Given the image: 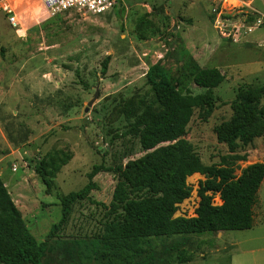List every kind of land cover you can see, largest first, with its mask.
Returning <instances> with one entry per match:
<instances>
[{"label":"rangeland","instance_id":"374dc122","mask_svg":"<svg viewBox=\"0 0 264 264\" xmlns=\"http://www.w3.org/2000/svg\"><path fill=\"white\" fill-rule=\"evenodd\" d=\"M243 2L246 10L229 0L227 17L253 13L263 24L230 39L216 29L210 0H120V8L102 16L51 18L40 0H29L19 10L21 30L0 15V177L32 235L47 241L62 219L61 198L86 187L95 166L112 170L95 178L98 189L74 206L69 223L49 241L45 264L107 262L95 254L118 183L113 169L145 155L136 139L124 135L154 100L152 67L159 66L183 94L205 92L193 86L199 69L221 70L225 81L214 91L213 115L204 122L195 111L185 139L205 166H221L232 155L219 143L218 129L232 119L241 91L264 87V0ZM236 154L248 156L227 163L240 177L247 167L264 164V137ZM48 155L67 161L51 191L37 175ZM206 180L188 178L192 196L176 218L195 216ZM212 203L221 206L220 195ZM257 206L252 230L153 238L132 264H179L184 251L186 264H264V183Z\"/></svg>","mask_w":264,"mask_h":264},{"label":"trees","instance_id":"16d2710c","mask_svg":"<svg viewBox=\"0 0 264 264\" xmlns=\"http://www.w3.org/2000/svg\"><path fill=\"white\" fill-rule=\"evenodd\" d=\"M109 58L103 63L105 74ZM154 100L148 104L124 136L136 139L145 155L127 166L113 169L118 176L108 218L96 252L105 264H132L134 256L144 254L146 241L218 232H241L254 228L255 208L264 183V164L247 167L240 177L227 165L246 162L247 155L236 154L264 137V87L241 91L232 103L233 117L218 129V141L228 147L230 155L221 166H205L194 147L185 139L195 114L207 122L215 110L214 91L225 81L217 68L199 69L193 86L202 94H183L170 83L159 66L148 74ZM66 160L46 156L37 175L48 191ZM112 171L105 165L95 166L88 175L89 183L79 192L61 198L62 219L54 225L47 241L39 242L31 233L20 210L0 177V264H45L49 241L56 238L69 223L74 206L90 199L98 189L95 178ZM199 174L207 178L200 183V202L194 217H179V206L192 196L188 178ZM212 193V197L208 194ZM220 195L221 206L212 198ZM179 264L187 263L184 251Z\"/></svg>","mask_w":264,"mask_h":264},{"label":"built area","instance_id":"2783aa9c","mask_svg":"<svg viewBox=\"0 0 264 264\" xmlns=\"http://www.w3.org/2000/svg\"><path fill=\"white\" fill-rule=\"evenodd\" d=\"M49 18L60 14H72L90 15V16H102L115 11L120 8V0H40ZM213 2L215 9L213 10L214 16H216V29L221 31V35L230 39L232 35H238L243 32L251 34L259 29L263 22L256 17H253V13H243L240 18H228L225 12L227 6L226 3L229 0H210ZM241 6V10H246L244 7L246 4L244 0H232ZM25 5L23 0H0V15H4L13 28L20 29L19 23V10ZM239 8V7H238ZM239 19V20H238ZM243 22V23H242ZM241 25V26H240ZM231 30V32H230ZM232 38V37H231Z\"/></svg>","mask_w":264,"mask_h":264},{"label":"crops","instance_id":"0c3cea01","mask_svg":"<svg viewBox=\"0 0 264 264\" xmlns=\"http://www.w3.org/2000/svg\"><path fill=\"white\" fill-rule=\"evenodd\" d=\"M23 1H25V7L26 6H28L29 5V0H23ZM263 185V184H262ZM262 187V186H261ZM260 191H261V189H260ZM260 191H259V194H260ZM257 208H258V206L255 208V215H258V212H257ZM256 220V219H255Z\"/></svg>","mask_w":264,"mask_h":264}]
</instances>
